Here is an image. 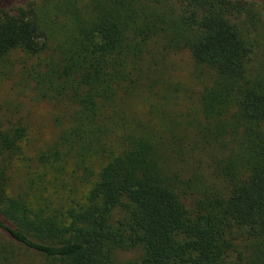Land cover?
I'll return each instance as SVG.
<instances>
[{"label":"trees","instance_id":"obj_1","mask_svg":"<svg viewBox=\"0 0 264 264\" xmlns=\"http://www.w3.org/2000/svg\"><path fill=\"white\" fill-rule=\"evenodd\" d=\"M15 70L61 111L32 152L24 117L0 118V264H264V0L0 4V83Z\"/></svg>","mask_w":264,"mask_h":264},{"label":"rangeland","instance_id":"obj_2","mask_svg":"<svg viewBox=\"0 0 264 264\" xmlns=\"http://www.w3.org/2000/svg\"><path fill=\"white\" fill-rule=\"evenodd\" d=\"M38 1L41 2L42 0ZM25 3L26 0L0 1L1 5H5L12 10ZM22 57V55L16 54L12 55L11 59L17 58L20 60ZM168 65L166 73L171 76V79L175 83L182 87L179 100H174L169 105V110L177 119L182 120L186 124L187 121H192L195 118L196 111H198V98L201 85L196 77L195 66L188 52L183 51L177 55H171L168 58ZM28 86L25 81L21 80L20 74L16 70L10 79L0 83V118L6 119L7 116L16 115L21 118L24 117L31 129L32 147L30 151L32 152V150H35L39 146L54 140L57 136L59 129L55 126L54 119L61 109L51 102L34 101ZM130 106L133 111L140 110L142 115H145L143 102L135 101ZM180 134L185 133L183 131ZM13 181L14 188L19 189L22 182L20 172L13 174ZM136 254L135 251L118 252V257L124 262L134 258Z\"/></svg>","mask_w":264,"mask_h":264}]
</instances>
